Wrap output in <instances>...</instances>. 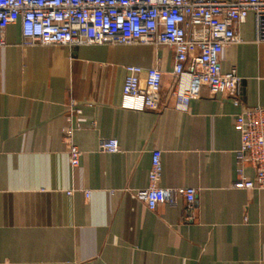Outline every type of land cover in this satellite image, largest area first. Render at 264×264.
Returning a JSON list of instances; mask_svg holds the SVG:
<instances>
[{
	"label": "crops",
	"instance_id": "crops-1",
	"mask_svg": "<svg viewBox=\"0 0 264 264\" xmlns=\"http://www.w3.org/2000/svg\"><path fill=\"white\" fill-rule=\"evenodd\" d=\"M238 33L221 66L241 78L240 106L204 87L182 111L173 48H29L20 21L11 25L0 48V264H264V191L233 187L235 118L264 107V43L252 14ZM127 66L162 71L157 109L123 108ZM71 102L83 153L74 170L63 139ZM104 139L120 152L104 153ZM155 150L160 187L195 188L191 207L180 199L152 211L134 197L149 185Z\"/></svg>",
	"mask_w": 264,
	"mask_h": 264
},
{
	"label": "built area",
	"instance_id": "built-area-1",
	"mask_svg": "<svg viewBox=\"0 0 264 264\" xmlns=\"http://www.w3.org/2000/svg\"><path fill=\"white\" fill-rule=\"evenodd\" d=\"M254 18L255 42L264 43V0H0V48L7 29L21 23L23 46L68 47L103 45H152L174 50L173 97L176 108L187 111L206 87L213 96L225 95L240 106L241 78L236 70L223 73L221 55L242 42L239 27ZM163 73L159 69L126 67L123 108L151 111L160 105ZM63 139L68 146L70 167L78 168L83 153L75 144L76 102L68 106ZM241 136L237 151L235 189L264 191V107L245 108L235 118ZM104 153L116 154L115 139L101 142ZM162 152L155 150L149 185L134 197L154 211L159 204L192 206L195 188H162ZM250 166L254 178L245 177ZM73 190L68 194H72ZM86 199L90 192L85 191Z\"/></svg>",
	"mask_w": 264,
	"mask_h": 264
}]
</instances>
